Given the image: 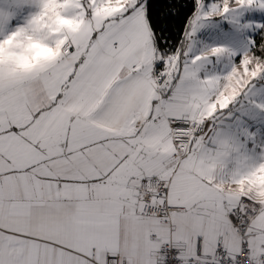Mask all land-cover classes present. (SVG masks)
<instances>
[{"label":"snow or ice","instance_id":"obj_1","mask_svg":"<svg viewBox=\"0 0 264 264\" xmlns=\"http://www.w3.org/2000/svg\"><path fill=\"white\" fill-rule=\"evenodd\" d=\"M257 14L0 0V264H264Z\"/></svg>","mask_w":264,"mask_h":264},{"label":"rangeland","instance_id":"obj_2","mask_svg":"<svg viewBox=\"0 0 264 264\" xmlns=\"http://www.w3.org/2000/svg\"><path fill=\"white\" fill-rule=\"evenodd\" d=\"M256 18L264 21V15L257 14ZM229 30V25L224 22H217L214 26L205 27L197 33V39L205 44L218 43H239V37L233 36L231 39H226L223 35L225 31Z\"/></svg>","mask_w":264,"mask_h":264},{"label":"crops","instance_id":"obj_3","mask_svg":"<svg viewBox=\"0 0 264 264\" xmlns=\"http://www.w3.org/2000/svg\"><path fill=\"white\" fill-rule=\"evenodd\" d=\"M38 54H39V55H46L47 52H46V50H40V52H39Z\"/></svg>","mask_w":264,"mask_h":264}]
</instances>
